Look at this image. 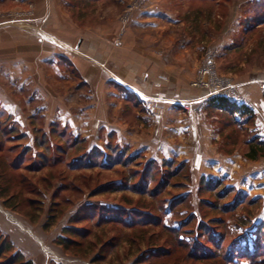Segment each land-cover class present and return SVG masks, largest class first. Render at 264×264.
<instances>
[{"label":"rangeland","instance_id":"1","mask_svg":"<svg viewBox=\"0 0 264 264\" xmlns=\"http://www.w3.org/2000/svg\"><path fill=\"white\" fill-rule=\"evenodd\" d=\"M146 2L55 0L54 9L36 0H0V27L30 24L51 40L96 29L112 33L114 47L159 42L161 53L173 50L178 71L192 68L184 74L195 96L175 101L181 115L192 121L206 113L214 135L206 149L235 155L236 163L225 170L194 168L183 147L154 134L163 101L126 92L115 77L95 89L72 64L51 59L34 75L41 88L19 89L1 72L0 86L14 93V102L0 96V156L7 159L0 173V236L32 264H224L222 256L188 255L196 240L212 247L209 233L223 249L243 252L259 242L264 253V155L245 156L250 142L264 141V0H156L180 21L154 31L128 25ZM58 12L65 29L56 28ZM41 18H55V24L43 26ZM219 95L249 112L211 105ZM140 140L146 144L139 148ZM13 160L18 169L7 162ZM118 208L139 209L158 221L98 223L100 211L113 216ZM49 214L56 217L44 228ZM66 226L86 232L73 237L80 243L69 250L56 241L67 235ZM155 245L164 249L159 256L143 254ZM234 264L249 261L235 255Z\"/></svg>","mask_w":264,"mask_h":264},{"label":"crops","instance_id":"2","mask_svg":"<svg viewBox=\"0 0 264 264\" xmlns=\"http://www.w3.org/2000/svg\"><path fill=\"white\" fill-rule=\"evenodd\" d=\"M54 3L55 0H36L38 7L44 4L50 7L54 6ZM56 15L59 20V12ZM42 20L43 26L55 24V18L51 23L48 18ZM58 20L56 28L63 23ZM179 21L174 13L162 7L156 0H147L145 5L132 15L128 25L144 31H154L160 27V23L174 25ZM62 27L65 29L64 25ZM129 34L127 31L124 38H129ZM42 36V32L30 24L23 27H0V73L7 75L10 86L17 84L19 89H33L37 86L41 88L42 81L35 79L34 75L45 68L48 65L46 62L51 59L60 61L64 66L72 64L95 89L105 88V83L108 87L109 78L115 77L126 92L134 91L141 98L151 97L163 101L162 111L154 119V134L158 139L169 137L170 142L176 143L178 150H184L185 160L192 166L194 163V168L204 170L208 164V169L225 170L228 163H236L232 161L235 155H218L210 146L206 149L214 136L206 113L192 121H186L181 115V107L175 101L178 98L195 96L190 93L192 91L187 90L190 88L187 86L190 78L187 77L188 74H184H190L192 68L187 66L183 69L184 72L178 71L173 50L161 53L159 42H153L147 47L139 45L137 49L125 43L114 47L112 33H103L96 29L88 34H77V38L69 40L64 39L62 34H53L56 37H53V40L49 36L46 39ZM76 39L75 43L72 42ZM185 42H188V39ZM119 54L121 56H118ZM181 63L183 62L180 60ZM13 95L11 92L6 95L0 86V96H3L5 102H14ZM258 106L263 107V104L259 102ZM125 134L126 137L128 133ZM182 137L184 142L180 141ZM143 144L146 142L140 140L135 146L140 148ZM181 147L183 148L180 149Z\"/></svg>","mask_w":264,"mask_h":264},{"label":"trees","instance_id":"3","mask_svg":"<svg viewBox=\"0 0 264 264\" xmlns=\"http://www.w3.org/2000/svg\"><path fill=\"white\" fill-rule=\"evenodd\" d=\"M210 104L215 106L216 108L229 111L230 113H235L236 111H239L240 114H246L249 112L248 108H245L243 106H238L233 100H230L226 96L219 95V96H213L210 98ZM4 148L0 143V151H2ZM264 155V141L256 140L254 139L252 142H250V146L248 151L246 152L245 156L248 159L255 160L258 157ZM5 154V158H6ZM6 160L4 158H1L0 156V171L1 174H4L6 171ZM8 164L12 169H18L19 165L13 160L12 162L7 161ZM14 176V175H13ZM209 184V182H208ZM8 199V198H7ZM5 202V200H4ZM235 201L227 204L226 207H231L234 205ZM106 212H99V218L98 223L100 221L106 222V223H122L126 227H133L137 225H144L146 223H155L158 221L157 217H154L151 213L143 212L142 210H137L135 208L131 209H124V208H118L115 209L114 212H117V215L113 216H107V213L112 212L111 210H105ZM56 214H49L48 220L43 224L44 228H48L50 225L53 224V221L55 219ZM169 232H173L174 235H177L178 232L174 228H170L168 226L164 227ZM64 233H66V236H58L56 241L58 244L62 245L65 250H69L71 246L73 245H79V241H77L74 236H81L84 235L83 233H86L85 231L81 230L80 228H73L72 226H66L63 229ZM209 242L211 243L212 247L208 248V246L203 243V246H201L200 242L196 240L193 242V245H191L189 249L188 255L194 259H202L201 257H208V258H215L222 256L221 260L224 264H234V258L235 255L237 257L242 258L244 257L249 261V264H264V253H261V246L259 242L254 243L253 250H245L243 252L235 251V250H228L223 249L222 244L219 243V237H215L213 234H208ZM176 242H178L179 245L188 247L189 245L186 241L176 238ZM221 244V245H220ZM264 247V244H262ZM201 246V247H200ZM146 252H143L145 255H157L159 256L161 253V247L158 246H152L151 248H147ZM164 250V249H162ZM205 250V252H204ZM198 251V252H197ZM164 252V251H163ZM6 253H8L6 255ZM10 253V254H9ZM241 253V256H238V254ZM206 255V256H205ZM139 261V260H138ZM137 260L134 261V263H139ZM0 264H32L30 260H27L21 253L15 251L13 252V245L11 242L5 238L0 236Z\"/></svg>","mask_w":264,"mask_h":264}]
</instances>
